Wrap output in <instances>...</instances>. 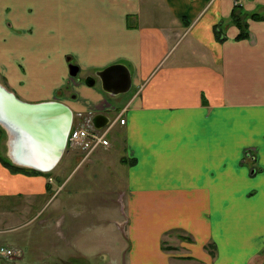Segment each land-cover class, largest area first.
I'll return each instance as SVG.
<instances>
[{
	"label": "crops",
	"instance_id": "crops-1",
	"mask_svg": "<svg viewBox=\"0 0 264 264\" xmlns=\"http://www.w3.org/2000/svg\"><path fill=\"white\" fill-rule=\"evenodd\" d=\"M234 1L0 0V83L110 118V146L87 161L67 147L48 172L19 169L0 131V227L12 224L0 234L39 219L56 184L66 190L39 220L59 241L0 245L17 251L0 264H34L28 251L40 264L46 249L56 264H93L111 249L115 208L128 264H251L263 251L264 18L252 15L264 0H237L244 38ZM117 63L130 69L129 91L85 83Z\"/></svg>",
	"mask_w": 264,
	"mask_h": 264
},
{
	"label": "water",
	"instance_id": "water-1",
	"mask_svg": "<svg viewBox=\"0 0 264 264\" xmlns=\"http://www.w3.org/2000/svg\"><path fill=\"white\" fill-rule=\"evenodd\" d=\"M80 67L71 62L69 72L75 77ZM131 72L127 65L117 63L87 76L85 83L93 86L100 80L104 91L110 94L127 92L132 87ZM74 112L59 100L30 102L0 83V125L10 137L9 156L23 167L42 172L51 171L61 160L73 124ZM97 127L110 122L108 115L93 117Z\"/></svg>",
	"mask_w": 264,
	"mask_h": 264
},
{
	"label": "rangeland",
	"instance_id": "rangeland-1",
	"mask_svg": "<svg viewBox=\"0 0 264 264\" xmlns=\"http://www.w3.org/2000/svg\"><path fill=\"white\" fill-rule=\"evenodd\" d=\"M236 1L237 0L234 1L235 5H237ZM238 2L240 3V1H238ZM241 12H242L241 10L237 9L236 15L240 16L242 21L244 23L246 22V24H247V21H245L246 16H244ZM255 12H258L259 14H262L264 16V10L255 11ZM232 13H231V15H232ZM258 13H254V14H258ZM1 134L4 137L6 132L1 131ZM1 145L3 146V148H2L3 155H6L5 151H4L6 144L4 143V141H2ZM249 158H250V160H252L253 156L249 154ZM50 174H51V172H50ZM65 191H66L65 189H64V191H63V189L58 190V185L56 184L53 192H55V196H57V194H59V195L57 196V198H55V196H53V198H51V200L47 203L46 210L41 214L39 219H37L36 221H32L30 223L27 222L23 226H20V227L14 229L13 231L1 233L0 234V245H4V246L10 245L13 243L12 241H14V240H27L26 245L30 246L32 244L39 242L40 239L42 238V236H45V235L52 237L56 242H58L59 241L58 233H56L55 230H52V229L49 232V230H50V228L48 227L49 224L46 223L45 225H40L39 220L46 217V215L48 214V212H50V210H52L56 206H58V202L60 201V199L64 198ZM59 192H62V193H59ZM124 217H125L124 214L122 212H119L118 209H116V208L112 211L111 215L108 216L105 223L108 225L109 228H112V227L115 228L114 231L111 230V233L112 232L113 233L111 234L110 242L107 244V247H110L111 249H108L105 251H101V250L96 251L95 257L92 259L93 264H128L126 261L127 251L125 252V250L119 249L120 248V242L123 243L122 238L125 239V241H126V236H125V234H123L124 231L122 230L124 227L122 226V223H119L117 220H115V218L122 220ZM110 219H112V220H110ZM109 220H110V222H109ZM23 221H24V219L19 221L18 224H20ZM11 226H12V224L9 226H3L0 228H7V227H11ZM101 246H103V245H101ZM28 250L29 249H26V251H28ZM42 253L44 256L41 259L40 264H50V263L56 264V263H58V257H57L56 252L46 249V250H42ZM27 254L31 260L33 257V253L31 251H28ZM12 258H14V257H11V258L0 257V262L3 260H8V263H10ZM30 260H29V262H33L34 264H37V262H38V260H36V262L30 261ZM18 263L19 264H27L28 262L26 260H22V261H18ZM28 264H30V263H28ZM73 264H82V263L81 262H77V263L73 262ZM251 264H264V248H263L262 252H260L256 256H254V259L252 260Z\"/></svg>",
	"mask_w": 264,
	"mask_h": 264
},
{
	"label": "built area",
	"instance_id": "built-area-1",
	"mask_svg": "<svg viewBox=\"0 0 264 264\" xmlns=\"http://www.w3.org/2000/svg\"><path fill=\"white\" fill-rule=\"evenodd\" d=\"M95 114L96 112L93 110L79 111L74 114L73 124L68 136L67 146L78 149L83 161L90 159L98 147L110 146L109 127L107 128V125L97 127L93 121ZM119 120L122 124L125 123V119L121 116H119ZM16 253L17 251L14 248H0V256L3 257L11 258Z\"/></svg>",
	"mask_w": 264,
	"mask_h": 264
},
{
	"label": "trees",
	"instance_id": "trees-1",
	"mask_svg": "<svg viewBox=\"0 0 264 264\" xmlns=\"http://www.w3.org/2000/svg\"><path fill=\"white\" fill-rule=\"evenodd\" d=\"M237 9L243 11L244 8H243V6H241L240 4H237V5H235L234 10H233V13H232L233 20H234V22L237 24V26H238L239 29H240V33H239L238 36H239L240 38H244V37H246V36L248 35V21H247V19H245V21H247V24H246V22L244 23V22L242 21V19H241L240 16L236 15V10H237ZM241 13H242L244 16H246L243 12H241ZM252 18L258 20V19H263L264 16H263L262 14H259V13H258V14H253V15H252ZM216 29H217L218 32H219V30H220L219 26H217ZM0 131H2V132L5 131V129H4L1 125H0ZM2 161H3V163L6 164L7 166H12V163L10 162V160H9V162H8V161H6L5 159L2 158ZM13 167H15V166H13ZM16 168H18V167H16ZM19 169H27V167H21V168H19ZM36 171H37V170H36Z\"/></svg>",
	"mask_w": 264,
	"mask_h": 264
},
{
	"label": "bare ground",
	"instance_id": "bare-ground-1",
	"mask_svg": "<svg viewBox=\"0 0 264 264\" xmlns=\"http://www.w3.org/2000/svg\"><path fill=\"white\" fill-rule=\"evenodd\" d=\"M236 4H240V5L242 6V4H241V3H238V2H237ZM131 78H132V77H131ZM55 100H58V99H55ZM96 114H97V113H96Z\"/></svg>",
	"mask_w": 264,
	"mask_h": 264
},
{
	"label": "flooded vegetation",
	"instance_id": "flooded-vegetation-1",
	"mask_svg": "<svg viewBox=\"0 0 264 264\" xmlns=\"http://www.w3.org/2000/svg\"><path fill=\"white\" fill-rule=\"evenodd\" d=\"M71 63V62H70ZM74 63V62H73Z\"/></svg>",
	"mask_w": 264,
	"mask_h": 264
}]
</instances>
